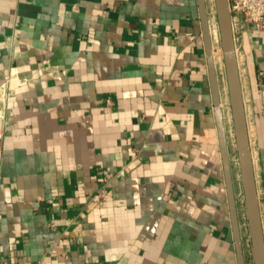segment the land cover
Returning <instances> with one entry per match:
<instances>
[{"label":"crops","instance_id":"0c3cea01","mask_svg":"<svg viewBox=\"0 0 264 264\" xmlns=\"http://www.w3.org/2000/svg\"><path fill=\"white\" fill-rule=\"evenodd\" d=\"M234 38L264 232V30ZM5 83L0 264H239L198 0H0Z\"/></svg>","mask_w":264,"mask_h":264},{"label":"water","instance_id":"95a60500","mask_svg":"<svg viewBox=\"0 0 264 264\" xmlns=\"http://www.w3.org/2000/svg\"><path fill=\"white\" fill-rule=\"evenodd\" d=\"M198 4L214 96V105L216 107V117L219 127L227 192L231 209V219L235 235V246L239 264H245L244 246L241 236L236 195L233 184L232 165L228 153L224 113L221 109L218 72L214 57L213 44L209 32L207 1L198 0ZM215 6L222 42L225 74L228 85L229 103L238 156L240 179L244 194L246 219L251 242L252 260L253 264H264V232L261 208L257 192V183L254 172L252 150L249 139L243 89L239 73L229 0H215Z\"/></svg>","mask_w":264,"mask_h":264},{"label":"built area","instance_id":"2783aa9c","mask_svg":"<svg viewBox=\"0 0 264 264\" xmlns=\"http://www.w3.org/2000/svg\"><path fill=\"white\" fill-rule=\"evenodd\" d=\"M208 7L209 32L213 44V51L217 72L225 76V66L222 51L219 23L217 19L215 0H206ZM232 16L233 31H240L244 26H253L264 30V0H229ZM9 84L13 80L9 79ZM10 94L7 83L0 85V112L5 113ZM232 121V120H231ZM1 138V135H0ZM239 166V164H238Z\"/></svg>","mask_w":264,"mask_h":264},{"label":"rangeland","instance_id":"374dc122","mask_svg":"<svg viewBox=\"0 0 264 264\" xmlns=\"http://www.w3.org/2000/svg\"><path fill=\"white\" fill-rule=\"evenodd\" d=\"M223 62H224V60H223ZM225 78H226V75H225ZM231 120H232V116H231ZM232 122V121H231ZM232 125H233V123H232Z\"/></svg>","mask_w":264,"mask_h":264}]
</instances>
